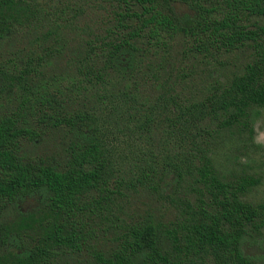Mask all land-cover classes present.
<instances>
[{
	"label": "trees",
	"instance_id": "obj_1",
	"mask_svg": "<svg viewBox=\"0 0 264 264\" xmlns=\"http://www.w3.org/2000/svg\"><path fill=\"white\" fill-rule=\"evenodd\" d=\"M107 4L111 25L72 49L75 6L0 0V47L29 42L0 53V264H264L242 250L264 239V200L246 199L260 180L213 158L228 140L261 149L264 0ZM49 131L69 136L57 163L25 152ZM168 178L167 225L120 216L129 192Z\"/></svg>",
	"mask_w": 264,
	"mask_h": 264
},
{
	"label": "rangeland",
	"instance_id": "obj_2",
	"mask_svg": "<svg viewBox=\"0 0 264 264\" xmlns=\"http://www.w3.org/2000/svg\"><path fill=\"white\" fill-rule=\"evenodd\" d=\"M59 0H38L41 5L49 7L56 5ZM71 5L78 9L79 15L73 20L72 24L67 26L65 35L70 42L73 49L75 45L81 40H86L90 33H101L107 25H111L112 15L107 4V0H66ZM175 13L178 17L184 15H191L190 9L184 5L176 3L173 5ZM29 45L28 39H14L10 44L0 47V53L3 56H8L14 51L22 48H27ZM71 50H67V54ZM67 54L63 55L56 62L57 69L64 68L67 60ZM173 56L177 65L181 59V44L173 50ZM234 59V58H233ZM232 59V60H233ZM182 64L180 65V67ZM196 85V83H195ZM186 90H191L194 87L189 86ZM260 114L255 120L253 141L259 145L261 149H248L241 153H237L236 146L228 140L225 143L218 145L213 153V158L218 169L232 170L244 169L245 172L251 176L258 177L260 185L254 188L246 199L250 202L257 203L264 200V109H260ZM69 136L62 135L58 131H49L41 140L34 145H27L25 152L28 156L39 157L42 160L50 161L51 163L60 162L64 157V147L67 145ZM234 146V147H233ZM155 149V147H154ZM157 153L159 151L157 150ZM239 158V165L235 163V157ZM172 178L164 180L159 184V191L157 194L145 190H138L136 192H129L126 198L120 201L122 216L126 222H134L139 217L145 215L151 216L153 220L159 221L161 224H168L175 218L176 209L168 199L165 197L171 191ZM37 199H25L20 205L19 209L22 212H31L37 207ZM111 237L109 233H106ZM243 253L246 256L255 259H264V239L249 238L242 244Z\"/></svg>",
	"mask_w": 264,
	"mask_h": 264
}]
</instances>
